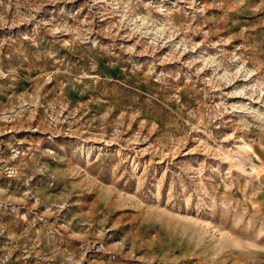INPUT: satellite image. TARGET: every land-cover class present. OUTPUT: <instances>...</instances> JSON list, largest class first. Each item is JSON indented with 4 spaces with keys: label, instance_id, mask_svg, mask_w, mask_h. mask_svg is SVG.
Returning <instances> with one entry per match:
<instances>
[{
    "label": "rangeland",
    "instance_id": "1",
    "mask_svg": "<svg viewBox=\"0 0 264 264\" xmlns=\"http://www.w3.org/2000/svg\"><path fill=\"white\" fill-rule=\"evenodd\" d=\"M0 264H264V0H0Z\"/></svg>",
    "mask_w": 264,
    "mask_h": 264
}]
</instances>
